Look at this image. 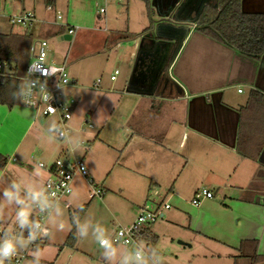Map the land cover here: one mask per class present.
Listing matches in <instances>:
<instances>
[{"label": "crops", "instance_id": "obj_1", "mask_svg": "<svg viewBox=\"0 0 264 264\" xmlns=\"http://www.w3.org/2000/svg\"><path fill=\"white\" fill-rule=\"evenodd\" d=\"M145 1V28L150 18L152 29L143 34L144 28L126 40H118L121 32L112 37L117 46L137 37L141 40L131 76L124 81L125 95L113 96L114 113L109 111L105 116L101 108L111 102L107 98L111 88H89L81 74H73L75 85L65 88V94L76 100L68 136L73 128H80L87 143V148L80 147L74 154L83 158L89 177L105 189L98 208L107 211L120 199L136 212L137 199L150 190L153 194L158 190L178 204L182 194L193 198L198 189L207 188L214 198L203 199L198 206L190 199L187 215L171 212L166 224L205 235L209 243L222 245L234 264H252L246 257L251 246L246 244L241 251L240 244L256 241L255 254L264 258V162L260 161L264 158V52L253 60L195 30L199 12L204 6L216 5L217 0ZM240 9L246 14L264 15V0H241ZM8 16L5 20L9 24ZM3 28L0 34L22 33L13 31L12 25ZM51 30L59 32L56 36L61 40L62 29ZM40 34H30L32 41ZM121 101L124 106L120 108ZM81 108L85 117L79 114ZM85 121L93 128H86ZM106 129L114 132L112 138L103 133ZM65 139L57 138L54 117L37 116L20 101L12 107L0 104V157L5 160L0 166V191L13 179L33 173L38 162L49 166L67 156ZM91 145L92 156L87 160ZM97 151L106 156H95ZM47 176L40 168V175L34 178L37 189L43 188ZM106 183L114 184L117 194L108 197ZM88 188L86 180L76 176L71 194L58 204L68 210L79 208V203L87 204L80 219H90L95 206H91L94 199H89ZM123 192L127 196L123 197ZM14 208V204L0 202V228L12 223ZM109 214L122 219L118 212L110 210ZM134 219L133 215L122 225L128 226ZM149 226L145 229L154 235ZM49 236L48 231L46 245H51ZM29 251L20 250L27 252V257ZM254 264H264V260Z\"/></svg>", "mask_w": 264, "mask_h": 264}, {"label": "rangeland", "instance_id": "obj_2", "mask_svg": "<svg viewBox=\"0 0 264 264\" xmlns=\"http://www.w3.org/2000/svg\"><path fill=\"white\" fill-rule=\"evenodd\" d=\"M33 3L35 4L34 10L31 8ZM8 5L11 7V11L8 10ZM47 7L48 5L44 0H25L24 3L21 0H0V31H3L5 26L10 27L5 20L7 15L32 12L36 18L33 27L25 29L20 26H13L12 30L30 33L37 37L41 30L46 31L48 29L45 34L42 32L38 37V39H45L48 43V61L54 64H62L65 61L67 71L70 73L69 77L71 78L73 74H81L90 85L89 88H93V84L98 80L100 81L98 84L99 91L111 88L110 92L107 91V98H111V102L103 104L101 108H103L102 114L105 116L109 111L113 114L115 111L113 110L115 108V101H112L115 99L113 96L125 95L124 81L131 76L137 59V46L141 40L140 37H137L134 40H127V42L122 41L117 46L112 37L117 32L132 34V37L139 35L147 23L145 17L147 2L145 0H55L50 5V10ZM100 8L105 10L104 14H98ZM57 12L61 16V20L58 21L57 25H53L54 15ZM67 26L76 29L73 35L69 40H58L51 29H62V35H67ZM116 70L118 71L116 79L111 82L110 76ZM96 91L95 94L98 93ZM119 106L120 108L124 106L122 101ZM88 123L92 124L89 121ZM103 133L110 138L114 136V132L110 133L107 129ZM93 145L87 151V160L92 156ZM101 155L106 156L105 153L99 154L98 151L95 153L97 157H101ZM112 176L110 175L109 178ZM178 184L176 185L178 186ZM110 185L104 184L108 189V197L117 194L118 191L114 184ZM204 189L207 190V188ZM123 194V197L127 196L125 192ZM191 196L187 198V194H182L181 202L177 204L164 197L162 192L157 190L156 194H153L150 190L148 195L142 199H137L138 201L135 203L137 207H134L136 212L132 211L133 207L128 205L127 201L118 199L114 205L108 207V211L110 213L111 210L114 214L118 212L122 215L120 220L115 217L112 218L104 207L98 208L100 200L94 199L91 206L95 207L91 210L90 219L94 223L102 224L106 229V235L110 238L118 225H122L133 215L137 216L139 208L143 207L152 212H161L162 218L157 219L149 227L156 236L154 246L164 258L163 264H234L222 245L209 243L207 240L210 238L208 239L205 235L191 229L189 232L186 227L181 228L166 224L165 220L171 212L181 211L187 215ZM165 204L169 205V210H163ZM62 208L64 209L62 218L65 220V227L59 229L54 224H48L51 245L43 243L31 249L23 264H30L31 251L37 248L41 252V264H116L115 261L109 262L107 257L103 255L106 250L99 247L91 230L89 235L84 238L79 237L76 233V243L72 248L63 245V241L71 228L68 227L71 225L69 217L78 208L74 210H68L63 206ZM98 209L102 212L100 213ZM191 213L192 207L190 206V215ZM45 225H47L46 219ZM115 246L120 251L123 250L122 246Z\"/></svg>", "mask_w": 264, "mask_h": 264}, {"label": "built area", "instance_id": "obj_3", "mask_svg": "<svg viewBox=\"0 0 264 264\" xmlns=\"http://www.w3.org/2000/svg\"><path fill=\"white\" fill-rule=\"evenodd\" d=\"M47 9L50 10L51 7L48 6ZM98 12L103 13L104 9L100 8ZM7 20L12 26H20L25 29L33 27L36 23L35 15L30 11L18 15H9ZM59 20H61V16L57 12L54 15L53 23L57 25ZM66 30L67 35L72 36L76 29L67 26ZM28 54L29 61L26 65L24 74L27 72L31 63L37 64L39 66V71L33 73L32 78L36 79L38 85L43 82L47 92L42 93L37 90L27 104L23 102H20V104L31 110L37 116L44 118L54 117L56 119V136L58 139H64L70 134L69 122L76 105L75 99L65 94V88L75 85V81L69 77L64 63L54 64L48 61V43L45 39L33 40L29 46ZM117 74L118 71H114L113 75L110 76V81H114ZM2 78H16L13 76L10 65L7 62H0V79ZM17 79L20 80V77ZM99 82L98 80L93 84L94 89L98 88ZM45 95H49L48 101L44 99ZM84 126L88 129L93 128V125L86 121L84 122ZM81 147L87 148V143L84 140ZM38 164L41 165L40 168L44 169L48 174L44 181L43 189L45 196H47L50 201L59 203L70 195L72 192V182L76 176H80L86 180L89 186V199H102L106 193L105 189L100 184H97L89 177V172L83 158L72 154L69 150L67 156L56 159L49 166L42 162H38L37 165ZM212 198H214V194L211 191L200 188L194 193L191 203L193 206H198L201 200ZM163 208L168 209L169 205L165 204ZM46 212L47 210H45V212H40V210L33 205L34 218L42 224H45ZM160 216L161 213L157 211L152 212L142 208L130 225L125 227L118 226L110 239L115 245L122 244L125 247L133 246L140 242L138 241L140 233L145 230L147 226L159 219ZM25 236H27V233ZM46 238L47 235L38 237L37 240L29 245L28 249L31 250L45 243ZM26 257L27 252L18 251L17 255L14 256L10 262H7V264H21Z\"/></svg>", "mask_w": 264, "mask_h": 264}, {"label": "clouds", "instance_id": "obj_4", "mask_svg": "<svg viewBox=\"0 0 264 264\" xmlns=\"http://www.w3.org/2000/svg\"><path fill=\"white\" fill-rule=\"evenodd\" d=\"M39 71L37 64L31 63L27 72L20 77V82L13 88L10 95L13 100L27 104L34 93L39 90L42 93L47 92L43 82L37 84L32 74ZM44 99L49 100V95ZM85 117V111L80 109V113ZM27 115V113H22ZM72 135L66 137V143L69 151L74 154L78 153L83 143V133L80 128H73ZM90 135V133H89ZM51 138H49V141ZM41 165H36L33 173L25 175L19 179H13L0 191V202L6 205H15L12 216V223L6 227L0 228V264H7L17 255L18 251L28 249L29 245L37 240L40 236L48 235L49 229L37 219L32 217L33 205L40 212H46V223L56 225L57 228L65 227L64 209L56 202L50 201L44 194V189L35 187L38 183L34 178L40 175ZM24 189V195L21 191ZM54 195V194H53ZM76 207L83 208L79 203ZM72 223L75 225L76 233L79 237L84 238L89 235L91 230L93 237L99 246L106 251L103 253L109 262L115 261L116 264H163V257L155 248L147 249L143 242H138L132 247H126L120 251L106 235L105 227L99 222H93L89 218L81 220L78 215L73 216ZM72 227V225H68ZM19 229L16 231L15 229ZM27 228V236L23 230ZM32 259L30 264H41V252L37 248L31 251ZM118 257V260H117Z\"/></svg>", "mask_w": 264, "mask_h": 264}, {"label": "trees", "instance_id": "obj_5", "mask_svg": "<svg viewBox=\"0 0 264 264\" xmlns=\"http://www.w3.org/2000/svg\"><path fill=\"white\" fill-rule=\"evenodd\" d=\"M54 2L55 0H45L48 6ZM240 3L241 0H217L216 5L204 6L196 18L195 30L245 57L258 60L264 52V15L243 13L240 9ZM151 29L152 21L149 18V25L142 33L146 34ZM58 34L59 32L53 33L54 36ZM130 37H132L131 34H118V40H126ZM31 42L32 37L26 32L0 34V62H7L13 76L16 77L0 79V104L12 107L19 103V101L12 99L10 93L20 82L17 78L24 74L29 61L28 49ZM253 94L255 95L252 92ZM4 162L5 160L0 157V166ZM86 208L87 204H84L83 208H78L70 215L72 227L64 241V246L72 248L75 245L77 236L75 225L72 223L73 216L78 215L80 218ZM23 233L24 235L27 233V228L23 230ZM138 241L154 246L156 236L145 229L140 233ZM246 244L252 248L251 253L247 252L246 257L251 259L252 264L261 263L264 258L255 254L256 241H242L240 244L241 251L245 249Z\"/></svg>", "mask_w": 264, "mask_h": 264}, {"label": "water", "instance_id": "obj_6", "mask_svg": "<svg viewBox=\"0 0 264 264\" xmlns=\"http://www.w3.org/2000/svg\"><path fill=\"white\" fill-rule=\"evenodd\" d=\"M61 39H62V40H69V39H70V36H69V35H63ZM263 154H264V151H263ZM263 154H262V156H263ZM260 161H261V162H264V158L261 157V158H260Z\"/></svg>", "mask_w": 264, "mask_h": 264}]
</instances>
